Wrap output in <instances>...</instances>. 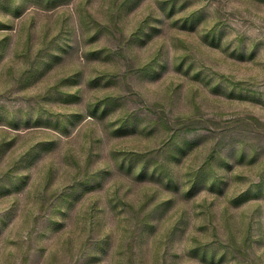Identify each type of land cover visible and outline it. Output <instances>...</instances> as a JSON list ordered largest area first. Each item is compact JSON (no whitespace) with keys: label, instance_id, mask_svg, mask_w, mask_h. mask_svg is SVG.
I'll use <instances>...</instances> for the list:
<instances>
[{"label":"rangeland","instance_id":"374dc122","mask_svg":"<svg viewBox=\"0 0 264 264\" xmlns=\"http://www.w3.org/2000/svg\"><path fill=\"white\" fill-rule=\"evenodd\" d=\"M0 264H264V0H0Z\"/></svg>","mask_w":264,"mask_h":264}]
</instances>
